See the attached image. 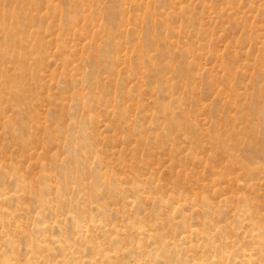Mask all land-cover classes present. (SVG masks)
Segmentation results:
<instances>
[{
  "label": "rangeland",
  "instance_id": "rangeland-1",
  "mask_svg": "<svg viewBox=\"0 0 264 264\" xmlns=\"http://www.w3.org/2000/svg\"><path fill=\"white\" fill-rule=\"evenodd\" d=\"M264 264V0H0V264Z\"/></svg>",
  "mask_w": 264,
  "mask_h": 264
},
{
  "label": "bare ground",
  "instance_id": "bare-ground-1",
  "mask_svg": "<svg viewBox=\"0 0 264 264\" xmlns=\"http://www.w3.org/2000/svg\"><path fill=\"white\" fill-rule=\"evenodd\" d=\"M248 264L250 263L249 259H247Z\"/></svg>",
  "mask_w": 264,
  "mask_h": 264
}]
</instances>
